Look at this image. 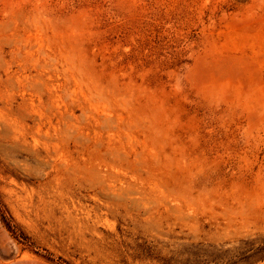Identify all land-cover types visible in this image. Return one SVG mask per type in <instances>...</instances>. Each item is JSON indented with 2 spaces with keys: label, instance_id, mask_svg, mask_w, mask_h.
<instances>
[{
  "label": "rangeland",
  "instance_id": "obj_1",
  "mask_svg": "<svg viewBox=\"0 0 264 264\" xmlns=\"http://www.w3.org/2000/svg\"><path fill=\"white\" fill-rule=\"evenodd\" d=\"M0 264H264V0H0Z\"/></svg>",
  "mask_w": 264,
  "mask_h": 264
}]
</instances>
